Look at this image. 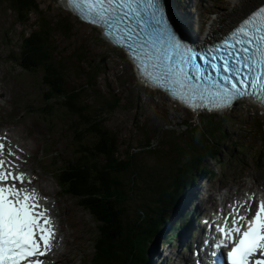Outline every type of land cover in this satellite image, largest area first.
<instances>
[{
	"label": "rangeland",
	"instance_id": "obj_1",
	"mask_svg": "<svg viewBox=\"0 0 264 264\" xmlns=\"http://www.w3.org/2000/svg\"><path fill=\"white\" fill-rule=\"evenodd\" d=\"M174 1L177 9L186 15L185 21L197 38L209 32L214 17L233 6L232 0ZM39 2L53 24L63 20L71 25L70 35L59 30L53 34L56 58L66 67L69 89L87 86L83 101L106 119L104 126L118 138L120 157L136 153V162L150 170L161 153L168 156L166 161L174 157L170 141L184 145L188 129L215 122L222 130H228L231 148L222 155L223 162L209 159L208 173L199 174L179 193L168 213L166 233L157 235L148 248L145 264H180L181 258L189 255L186 248L181 250L179 240L191 216L184 224L180 223L183 217L177 215L179 210L188 207L190 213L201 204L202 208L195 215L199 219L200 212L230 208L232 202L248 198L249 190L256 191L257 196L264 194V142L258 129L250 126L254 121L264 124V110L255 104L240 102L221 113H194L172 102L162 91L143 84L126 53L103 38L98 27L81 22L65 8L62 0ZM39 18L34 12L30 21L23 23L16 12L10 10L9 3L0 2V140L14 131L13 136L23 146L27 143L26 148L19 147L18 143L14 148L21 149L22 155L23 151L25 156L30 154L27 176L32 179V186L42 196L44 194L46 200L58 201L62 228L67 231L63 234H68L70 243L66 246L67 254L57 264H88L95 252L98 223L77 198L64 192L56 179V170L75 159L73 152L78 144L75 145L76 133L72 128L74 118L58 107L52 115L44 116L47 88L43 73L26 71L19 64L22 39L35 29ZM97 67L103 69L94 79V86H88L94 75L93 68ZM114 96L120 98V105L110 112L107 101ZM245 122L249 128L243 127ZM6 140L9 141L7 137ZM148 142L158 153L149 150ZM15 156L21 155L15 152ZM210 170H214V174ZM195 191L197 197L187 206L186 198ZM254 204L252 201V206ZM176 228L177 234L169 236ZM196 237L192 235L185 243L189 244L192 239L195 242Z\"/></svg>",
	"mask_w": 264,
	"mask_h": 264
},
{
	"label": "snow or ice",
	"instance_id": "obj_2",
	"mask_svg": "<svg viewBox=\"0 0 264 264\" xmlns=\"http://www.w3.org/2000/svg\"><path fill=\"white\" fill-rule=\"evenodd\" d=\"M68 4L83 20L104 27L114 43L131 51L146 79L168 88L186 106L223 110L243 97L264 103V9L219 46L197 50L184 41L167 0H68ZM149 62L157 72L148 71ZM4 157L0 143V264H48L43 258L53 250L57 229L50 209L41 203L47 198L25 187L31 179ZM254 198L232 205L216 228L220 238L213 248L229 249L222 253L223 264H264V200L253 209Z\"/></svg>",
	"mask_w": 264,
	"mask_h": 264
},
{
	"label": "trees",
	"instance_id": "obj_3",
	"mask_svg": "<svg viewBox=\"0 0 264 264\" xmlns=\"http://www.w3.org/2000/svg\"><path fill=\"white\" fill-rule=\"evenodd\" d=\"M2 1L9 3L10 10L23 23L29 22L34 12L40 15L35 29L22 39L19 64L26 71L43 73L47 88L44 116L52 115L58 107L74 118L72 128L75 145L78 144L73 152L75 159L56 170V179L64 192L77 198L98 223L95 252L88 264H145L151 242L167 231L168 213L179 193L199 174L208 173L209 159L223 162L222 155L231 148L228 130H222L214 121L188 129L184 145L170 141L175 158L171 156L174 159L166 161V153L159 151L158 162L150 170L136 162V153L120 157L118 138L104 126L106 119L83 101L87 86L69 89L66 67L56 58L53 34L59 30L70 35L71 25L63 20L56 24L49 21L39 0ZM102 69L93 68L88 86H94ZM107 103L113 112L120 98L114 96ZM251 123L264 142V124ZM242 125L249 128L248 122ZM152 145L148 142L146 146L158 153ZM213 171L210 170L212 174Z\"/></svg>",
	"mask_w": 264,
	"mask_h": 264
},
{
	"label": "bare ground",
	"instance_id": "obj_4",
	"mask_svg": "<svg viewBox=\"0 0 264 264\" xmlns=\"http://www.w3.org/2000/svg\"><path fill=\"white\" fill-rule=\"evenodd\" d=\"M261 1L262 0H232V2H233L232 8H230L227 11H223L222 13H219L216 17H214V19L212 20L211 26L208 29L209 32L204 37H210L213 34H216L223 26H225L227 24L229 26L239 16L244 14L248 9H250L252 6H254L255 4H257V3L261 2ZM167 3L169 5V9L173 11L174 6L176 5L175 1L174 0H167ZM172 11H170V12H172ZM174 12H175L176 15H178V13L176 11H174ZM180 14L182 16V13H180ZM226 19H228V20H226ZM180 31L183 33V35H182L183 38H187L188 39L191 36H195V35H193V31H192V34H191L190 30H187V29H186L187 33H185L181 29H180ZM12 132L13 133H11L10 135L6 134V137L9 139L10 142L6 140V137L1 139V142L5 146V157L4 158L7 159V160H10V161H14L15 164L19 165L18 171H23V172H25L28 175L30 172L28 171L29 168H28L27 158L30 157V154L28 156H25L26 153L23 151L24 154L22 155V154H20V151H19L21 149H15L14 148L16 143H18L19 147H22V148L27 146V143L24 142V146H23L21 144V142L18 141V138L13 136V134H16V133L14 131H12ZM7 143L9 144V146L7 145ZM8 151L18 152L19 155H21V156H17L16 158L14 156H9L8 155ZM24 186L28 187L29 189H32V179H31V183L30 184L26 183ZM254 192H256V191H254ZM195 193H198V192L195 191L193 193V196L192 195H188V197L186 198V200L188 199V203L186 204L187 206H188V204L193 202L195 200V198L197 197ZM42 202H43V204L46 207H48L50 209V214L51 215L53 214V215H55L57 217V219H58V217L60 219L59 224L57 223V221H55L56 229H57V235H56V240L54 241L53 250L51 251V255L50 256L45 257V259L48 261V264H57L59 262V260H62L63 257H65V255L67 254L66 246L70 242L68 240V234H65V235L63 234V232L67 233V231H65L66 228H64V229L62 228V223L63 222L61 223L62 217L60 215L61 213L59 212L58 201L54 202V201H51V200H42ZM186 205H185V208H186ZM181 211L182 210H179L180 213H181ZM179 217H181L180 214H179ZM175 223H176V221H175ZM188 236H189V228H186V229H184L183 233L181 234L180 240L181 241H185L188 238ZM181 263H182V259L180 261V264Z\"/></svg>",
	"mask_w": 264,
	"mask_h": 264
},
{
	"label": "water",
	"instance_id": "obj_5",
	"mask_svg": "<svg viewBox=\"0 0 264 264\" xmlns=\"http://www.w3.org/2000/svg\"><path fill=\"white\" fill-rule=\"evenodd\" d=\"M167 5H168V3H167ZM168 11H169V12L172 11V10L169 9V5H168ZM170 14H171V16L173 17V19H175V18H174V14H173V12H170Z\"/></svg>",
	"mask_w": 264,
	"mask_h": 264
}]
</instances>
